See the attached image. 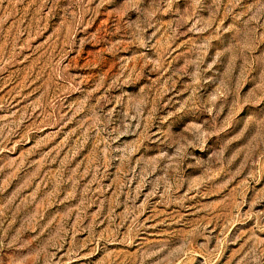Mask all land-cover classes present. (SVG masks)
Masks as SVG:
<instances>
[{
  "label": "rangeland",
  "instance_id": "obj_1",
  "mask_svg": "<svg viewBox=\"0 0 264 264\" xmlns=\"http://www.w3.org/2000/svg\"><path fill=\"white\" fill-rule=\"evenodd\" d=\"M0 264H264V0H0Z\"/></svg>",
  "mask_w": 264,
  "mask_h": 264
}]
</instances>
